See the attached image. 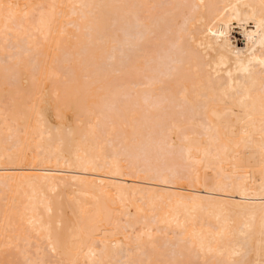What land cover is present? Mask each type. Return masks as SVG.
Segmentation results:
<instances>
[{
	"label": "bare ground",
	"instance_id": "6f19581e",
	"mask_svg": "<svg viewBox=\"0 0 264 264\" xmlns=\"http://www.w3.org/2000/svg\"><path fill=\"white\" fill-rule=\"evenodd\" d=\"M0 264H264V0H0Z\"/></svg>",
	"mask_w": 264,
	"mask_h": 264
}]
</instances>
